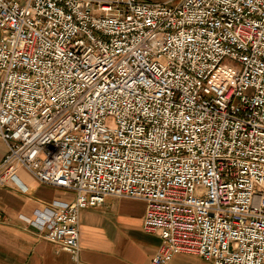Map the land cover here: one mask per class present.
I'll use <instances>...</instances> for the list:
<instances>
[{"label": "built area", "instance_id": "2783aa9c", "mask_svg": "<svg viewBox=\"0 0 264 264\" xmlns=\"http://www.w3.org/2000/svg\"><path fill=\"white\" fill-rule=\"evenodd\" d=\"M0 138V185L73 192L27 219L72 256L122 196L150 264H264V0H0Z\"/></svg>", "mask_w": 264, "mask_h": 264}, {"label": "crops", "instance_id": "0c3cea01", "mask_svg": "<svg viewBox=\"0 0 264 264\" xmlns=\"http://www.w3.org/2000/svg\"><path fill=\"white\" fill-rule=\"evenodd\" d=\"M5 151L6 144L0 138V160ZM18 179L19 183L0 185V264H150L160 237L142 229V199L106 196L99 206L82 209L78 221L79 249L72 256L43 238L27 219L34 218L53 201L73 200V192L39 182L22 169L18 170ZM168 264L211 262L178 253Z\"/></svg>", "mask_w": 264, "mask_h": 264}, {"label": "rangeland", "instance_id": "374dc122", "mask_svg": "<svg viewBox=\"0 0 264 264\" xmlns=\"http://www.w3.org/2000/svg\"><path fill=\"white\" fill-rule=\"evenodd\" d=\"M175 1H176V0H175ZM175 1H174V2H175ZM226 63H231V62H230V60H227V62H226Z\"/></svg>", "mask_w": 264, "mask_h": 264}]
</instances>
